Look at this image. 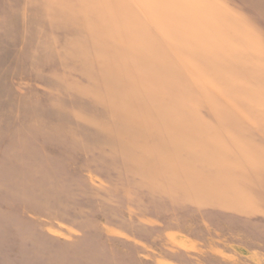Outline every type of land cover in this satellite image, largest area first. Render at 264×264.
<instances>
[{"label":"rangeland","instance_id":"1","mask_svg":"<svg viewBox=\"0 0 264 264\" xmlns=\"http://www.w3.org/2000/svg\"><path fill=\"white\" fill-rule=\"evenodd\" d=\"M260 34L264 0H0V264H264ZM217 153L256 219L163 191Z\"/></svg>","mask_w":264,"mask_h":264},{"label":"crops","instance_id":"2","mask_svg":"<svg viewBox=\"0 0 264 264\" xmlns=\"http://www.w3.org/2000/svg\"><path fill=\"white\" fill-rule=\"evenodd\" d=\"M243 24L250 26L245 22ZM255 40L256 41L254 42L256 44L260 46L261 44L264 45V35H256ZM253 54L252 58H257L256 61L254 60L253 64H257L259 69H263L264 48L253 52ZM247 58H250V56H247ZM250 64H252L251 61ZM242 65L244 66L243 62ZM254 81L255 80L252 82ZM250 89V92L253 90H255V92H257L256 90L264 92V84L257 86V89ZM246 94L247 93H245V95ZM252 98L254 99V102H264V98L259 94L256 97L252 95ZM219 102L230 101L220 99ZM215 156L216 157L213 158H200L199 160H207V166L201 168H198L197 165H195L196 168H194L195 166L193 168L187 166L184 167L181 160L177 163L178 167L173 171L174 173H172L170 177V183L167 186L168 188H165L163 191L172 193L170 199L174 205H183L186 208L187 206H195V204L200 203L217 204L220 202L224 204L226 200L231 199L230 204L235 206L237 215L241 217L244 216L243 218L246 219L248 217L250 219H256L257 217L255 214L258 213L257 207L263 204L258 202V198L263 197V192L260 191L257 178L259 179V176L261 175V179L264 182V174H259V176L256 175L257 172L262 171V169L258 171L255 170L253 166L250 163L248 164L245 162V159L241 158V156H235L236 158L234 159L232 155H229L228 157L225 156L226 158H224V155L220 153H217ZM194 161H198V159ZM227 161H229L231 165L227 164ZM210 162L212 163L209 164ZM213 195L216 196L215 199L212 198ZM185 200L188 202L185 203ZM219 211H222V209ZM166 235L169 237H175V239L182 236L177 230L169 231Z\"/></svg>","mask_w":264,"mask_h":264}]
</instances>
